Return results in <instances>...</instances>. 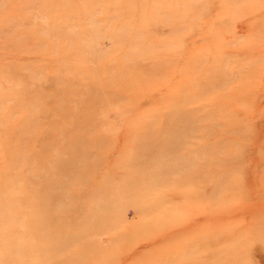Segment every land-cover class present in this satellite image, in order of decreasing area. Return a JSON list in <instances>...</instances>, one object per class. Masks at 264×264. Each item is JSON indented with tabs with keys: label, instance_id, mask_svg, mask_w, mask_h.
Here are the masks:
<instances>
[{
	"label": "rangeland",
	"instance_id": "1",
	"mask_svg": "<svg viewBox=\"0 0 264 264\" xmlns=\"http://www.w3.org/2000/svg\"><path fill=\"white\" fill-rule=\"evenodd\" d=\"M0 264H264V0H0Z\"/></svg>",
	"mask_w": 264,
	"mask_h": 264
}]
</instances>
